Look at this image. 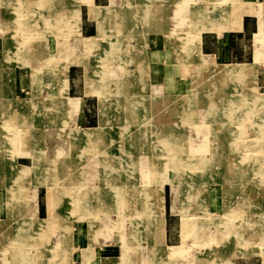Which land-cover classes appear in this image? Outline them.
<instances>
[{
    "label": "rangeland",
    "instance_id": "1",
    "mask_svg": "<svg viewBox=\"0 0 264 264\" xmlns=\"http://www.w3.org/2000/svg\"><path fill=\"white\" fill-rule=\"evenodd\" d=\"M79 1L0 0V255L9 264H264V0H163L168 83L161 69L144 75L143 12L89 5L101 18L82 45L92 58L84 93L99 101L91 129L72 118L80 101L65 94L67 67L57 66H84ZM244 15L256 29L239 79L223 69L244 62H212L199 42ZM207 17L213 27L201 29ZM171 52L188 65H173ZM57 91L71 115L50 102ZM22 144L20 161L36 159L18 174L12 147ZM41 157L49 181L24 185Z\"/></svg>",
    "mask_w": 264,
    "mask_h": 264
},
{
    "label": "crops",
    "instance_id": "2",
    "mask_svg": "<svg viewBox=\"0 0 264 264\" xmlns=\"http://www.w3.org/2000/svg\"><path fill=\"white\" fill-rule=\"evenodd\" d=\"M121 3L126 4L127 6H131V7L133 6V9H135L134 11L139 12V13L143 12V17L144 16L146 17L145 33H140V32L135 33L134 32L135 34L145 35V40H146L145 56L146 57H145V62H144L145 63L144 65L145 74L144 75H146V73L149 75L150 73L153 76V78H155L156 76H158V74L161 75L160 73H157V69L158 70L161 69L163 70V78L161 80L168 83L166 48L167 47L170 48V46H167L165 44L166 34H165V27H164L163 0H144V2H142L143 5L142 4L138 5L136 0H81L79 1L78 4H79L80 17L78 20L77 34L75 36L81 38V47L83 48V51L85 53L84 56L86 57L85 61L83 62L84 66L80 70V68H78L76 64L68 63L67 59H66L67 64H65L64 62H60V58H59L57 66L67 67L65 94L71 98H76V99L79 98L80 107L75 112V115L72 118L74 120L76 118L77 122L83 125L80 128L91 129L98 123L97 116H98L99 101L97 100V98L93 100V98H91L92 95H86L84 93L85 83H83V74L85 72V67L90 64L89 60L92 59L91 53H86L84 50V47L82 46L83 38L93 37L94 35H97L99 21L101 20V18L99 17H95V16L91 17L89 15V5L98 6V7H106L108 11L111 10L112 12H115L116 11L115 8L117 7L119 9L120 8L119 4ZM149 18L151 19L150 24L148 21ZM154 18L159 19L160 21L159 22L156 21L154 23L153 22ZM240 24L241 25L235 30L223 31L220 34L211 32V31L201 32L199 49H200L202 57L204 55L208 56L209 59H211L212 62H215V63L217 62L214 60L222 61V62H218L220 64H230V63H237V62L250 63L252 61L251 60L252 59V47H251L252 45H251L250 39H251L252 34H254L253 32L256 29V24L253 23V20L250 18L249 15H244L240 21ZM131 30L124 31V33L132 34L133 32ZM115 32L116 33L119 32V34H123L121 31H115ZM240 41L242 43H240ZM231 42L234 43V45H232ZM92 53L94 54L95 50H92ZM87 57H90V58H87ZM168 57H169V61H171L172 64L174 63L173 65H176V64L188 65L184 62L178 63L172 60L173 59L172 52L171 54H168ZM65 58L66 56L63 57L62 60H64ZM179 70H182V68L180 67ZM168 77H169L168 79L172 82L173 80H176V78H179V79L181 78V76L175 78L174 74L172 76L169 75ZM149 94L150 95H155V94L162 95L158 93H154V94L149 93ZM165 95H168V94H165ZM50 102H52L53 106L55 105V107L59 106L58 109L60 110V114H62L63 113L62 110H64L62 108V105H65L66 107V111H64V113H68L66 114L67 116L70 114V107L68 103L66 102V100L63 98V94L60 91L59 92L57 91L56 94L51 97ZM42 118L45 119L47 118V116L40 115V119ZM25 145L26 144H22L20 147H16V148L15 146L14 147L11 146L12 148L15 149V156L18 154V152L21 153L23 152V150H25V147H24ZM36 151H37L36 148L33 149V153ZM21 157L24 158L25 156L23 155L16 156L14 158L16 160L15 162H13L15 165L14 170L16 169L15 172L18 174H19V169L22 168L23 166H28V165L33 166L32 162L34 159H36V157H34L33 160L29 161V164H26L20 161ZM40 160L41 161L39 162L37 161L39 164L36 162L35 168L33 169L31 168V170H29L28 174L26 175L27 177H25L23 180L24 185L30 181H33V183H35L36 186H41L42 182H40V180L43 179L44 177L46 178V181L43 183H47L49 181L47 179L49 178V176H47V174H45L43 170L45 163L43 162L42 157ZM25 189H26V186H25ZM40 191L41 189L39 190V188L35 190L37 200L39 199ZM166 191H167V196H168V190L166 189ZM169 194H170V191H169ZM36 204L38 206L39 201H37ZM167 204H168L167 208L170 210V196H168ZM36 210L38 211V207L36 208ZM174 220H175L174 216H171V214H168V217H167L168 222H166L165 225L168 226L172 224ZM164 236H165V239L168 238L169 236L168 232Z\"/></svg>",
    "mask_w": 264,
    "mask_h": 264
},
{
    "label": "bare ground",
    "instance_id": "3",
    "mask_svg": "<svg viewBox=\"0 0 264 264\" xmlns=\"http://www.w3.org/2000/svg\"><path fill=\"white\" fill-rule=\"evenodd\" d=\"M226 4V3H225ZM224 4V5H225ZM233 4V3H232ZM45 7H49L48 5H45ZM226 6H224V8H225ZM204 8H202L201 7V10H203ZM204 13L205 12H203V14L202 15H204ZM200 15H201V12L199 13ZM224 14V13H223ZM41 15V14H40ZM201 15V16H202ZM44 16H46V18H45V20H47V22L49 23L50 22V20L51 19H53V17L50 19V15H49V13L48 14H44ZM210 17V16H209ZM209 17H207V18H205V19H203V20H201V22H200V25L199 26H202V27H200L201 29H203V28H205V27H207V28H210V27H213V26H209V25H211V20L210 19H208ZM54 20V19H53ZM216 20V19H215ZM219 22V21H218ZM203 24H206V26H203ZM216 25V24H215ZM196 45H197V43H196V40L195 39H193L191 42H190V46H191V48H193V50L194 51H196ZM201 58V57H200ZM223 69V68H222ZM224 71L223 72H227L228 74L229 73H231V72H233L234 73V75L235 76H238V78L239 79H241V77H243L244 75H246L247 73H248V71L250 70L249 69V67H248V65L247 64H245V63H242V64H240V65H236L235 67H233V68H231V69H223ZM232 74V73H231ZM224 127H226V123H222V128H224ZM232 134H234V132H232ZM145 155V154H144ZM139 159H141V158H139ZM118 166V165H117ZM25 172H28V170L27 171H25ZM25 172H22V173H25ZM118 174V173H117ZM154 182V181H153ZM155 184V183H154ZM153 184V185H154ZM12 194V197L14 196V192H12L11 193ZM20 228V227H19ZM51 228V227H50ZM42 229V228H41ZM19 231H20V229H19ZM23 231H25V230H23ZM44 237V236H43ZM42 237V238H43ZM46 238H47V236H46ZM182 247V246H181ZM18 248V247H17ZM25 248V247H24ZM125 248V247H124ZM129 248V247H128ZM20 248H18V251H19V253L21 254V252H20V250H19ZM183 249V248H182ZM25 250V249H24ZM127 251H128V249H127ZM127 251L125 250V254L124 255H126V253H127ZM178 251H179V249H178ZM16 253V255H17V252H15ZM5 254V253H4ZM6 255V254H5ZM4 255V256H5ZM28 256H30V255H28ZM6 258H3V256H2V252H1V255H0V264H3V261L5 260V264H9V260L10 259H7V256H5ZM20 257L22 258V256L20 255ZM124 258H126V256H124ZM28 260H29V263H31L32 262V264H36L35 263V261L34 260H32V259H29L28 258ZM2 262V263H1ZM122 264V263H121Z\"/></svg>",
    "mask_w": 264,
    "mask_h": 264
},
{
    "label": "trees",
    "instance_id": "4",
    "mask_svg": "<svg viewBox=\"0 0 264 264\" xmlns=\"http://www.w3.org/2000/svg\"><path fill=\"white\" fill-rule=\"evenodd\" d=\"M165 208H167V202H168V196H167V193H166V195H165ZM168 209V208H167Z\"/></svg>",
    "mask_w": 264,
    "mask_h": 264
}]
</instances>
